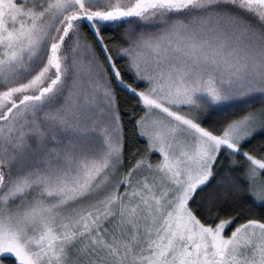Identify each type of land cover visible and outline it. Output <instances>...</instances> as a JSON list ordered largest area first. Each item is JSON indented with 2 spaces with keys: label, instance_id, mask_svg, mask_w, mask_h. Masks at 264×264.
Masks as SVG:
<instances>
[{
  "label": "snow or ice",
  "instance_id": "obj_1",
  "mask_svg": "<svg viewBox=\"0 0 264 264\" xmlns=\"http://www.w3.org/2000/svg\"><path fill=\"white\" fill-rule=\"evenodd\" d=\"M0 264H264V0H0Z\"/></svg>",
  "mask_w": 264,
  "mask_h": 264
},
{
  "label": "trees",
  "instance_id": "obj_2",
  "mask_svg": "<svg viewBox=\"0 0 264 264\" xmlns=\"http://www.w3.org/2000/svg\"><path fill=\"white\" fill-rule=\"evenodd\" d=\"M259 142H260V138L258 137L257 140L252 142L253 146H258Z\"/></svg>",
  "mask_w": 264,
  "mask_h": 264
}]
</instances>
